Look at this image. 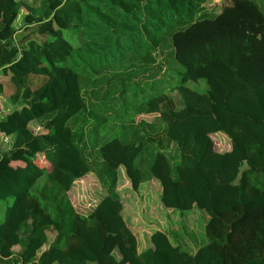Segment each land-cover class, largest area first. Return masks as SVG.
Returning a JSON list of instances; mask_svg holds the SVG:
<instances>
[{"label": "trees", "instance_id": "16d2710c", "mask_svg": "<svg viewBox=\"0 0 264 264\" xmlns=\"http://www.w3.org/2000/svg\"><path fill=\"white\" fill-rule=\"evenodd\" d=\"M104 1L0 0V94L12 105L0 117V264H264V0L137 3L156 67L141 75L181 65L146 90L128 63L94 53L89 33L109 9L130 12L131 0ZM152 2L164 9L157 36ZM119 166L132 189L154 178L175 217L141 251ZM90 171L104 193L82 212L68 190Z\"/></svg>", "mask_w": 264, "mask_h": 264}, {"label": "rangeland", "instance_id": "374dc122", "mask_svg": "<svg viewBox=\"0 0 264 264\" xmlns=\"http://www.w3.org/2000/svg\"><path fill=\"white\" fill-rule=\"evenodd\" d=\"M229 1V0H225ZM142 2L146 3V0H131L129 5V15L125 16V14L117 9L111 7L109 0H105L102 4L109 8V13L112 15V18L107 21V24L99 28L93 32L89 33L90 43L94 46V53L97 54V59L99 62L104 63L114 61L120 63H128L131 68V74H133V78L140 79L138 83L141 84V87L146 89H156L158 87V76H160L159 80H163V84L168 85V83H173L176 80V73L173 72V69H180L181 65L172 64L168 66L167 71H159L158 76H154V72L150 76H142L141 73L143 71L150 72L155 70L154 64L148 59L145 55L146 52L150 53V49L146 46L147 39L144 38L143 33L140 29L141 22H144L143 19V11L136 10L137 3L141 4ZM208 2L219 3L220 0H208ZM147 9H149L148 4ZM154 11L151 14L153 17L152 22H146L148 26L152 27L149 32H153L154 35L157 36V26L161 20L164 18L162 16V10L158 7L154 2L151 3ZM25 9L21 8L19 14L16 16H20V13ZM131 14L134 16L131 17ZM159 17H161L159 19ZM19 18V17H18ZM128 19V20H127ZM121 20H125L126 23H132V26L122 25ZM167 27L170 28L172 23H166ZM147 34V36L152 33ZM88 36V37H89ZM68 39L71 42H74V38L68 36ZM97 48V49H96ZM99 48V51H98ZM75 52V51H74ZM146 57V58H145ZM105 64V63H104ZM166 66V65H165ZM94 71L97 72L95 65L92 67ZM104 71L100 70L96 74L100 75ZM106 76V75H105ZM1 77V76H0ZM2 78H6L3 76ZM107 79V76L105 80ZM1 101V116L2 114L7 113L12 107L10 101L5 93L0 94ZM0 116V117H1ZM35 130H40L36 124H33ZM211 138L213 140L214 146L218 150H222L228 147V142L226 137L219 133L215 132L211 134ZM3 140V142H2ZM9 145V136L0 133V148L7 147ZM116 182H115V190L117 191L119 200L122 203L121 214L125 219L126 223L132 229V231L136 234L138 239V249L141 251L146 246H148V235L154 228H166V226L172 220H175L174 216H170L168 219V215L171 213L170 209L163 206L157 195L159 192V183L151 178L149 175H146L145 178L138 184L136 189H132L130 187V182L124 172L122 166H119L117 169ZM104 193L103 188L101 187L96 175L90 171L85 175L74 180L72 186L68 190V195L71 202L74 206L82 212L88 210V208L100 197L101 194ZM1 204V202H0ZM2 207V205H0ZM3 213V211H2ZM1 214V211H0ZM203 215L207 216L205 211H199L198 209L193 210L188 216L197 222L198 226L201 225ZM179 221L181 220L176 218ZM177 223V222H176ZM179 224L176 225L179 227ZM192 225L189 223L188 229H191ZM193 234L197 232V230H191ZM183 231H181L182 233ZM184 232H186L184 228ZM16 246L13 247V250H16ZM41 247H37L33 252H38Z\"/></svg>", "mask_w": 264, "mask_h": 264}, {"label": "built area", "instance_id": "2783aa9c", "mask_svg": "<svg viewBox=\"0 0 264 264\" xmlns=\"http://www.w3.org/2000/svg\"><path fill=\"white\" fill-rule=\"evenodd\" d=\"M1 133V132H0ZM3 134V133H2ZM6 135V134H5ZM2 142H3V140H2Z\"/></svg>", "mask_w": 264, "mask_h": 264}, {"label": "crops", "instance_id": "0c3cea01", "mask_svg": "<svg viewBox=\"0 0 264 264\" xmlns=\"http://www.w3.org/2000/svg\"><path fill=\"white\" fill-rule=\"evenodd\" d=\"M0 116H1V112H0Z\"/></svg>", "mask_w": 264, "mask_h": 264}]
</instances>
